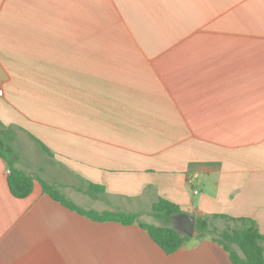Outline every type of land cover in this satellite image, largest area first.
I'll list each match as a JSON object with an SVG mask.
<instances>
[{
	"label": "crops",
	"instance_id": "obj_1",
	"mask_svg": "<svg viewBox=\"0 0 264 264\" xmlns=\"http://www.w3.org/2000/svg\"><path fill=\"white\" fill-rule=\"evenodd\" d=\"M0 89L14 166L79 206L150 222L161 197L264 235V0H0ZM7 170L0 264H232L213 235L166 253L37 179L14 197Z\"/></svg>",
	"mask_w": 264,
	"mask_h": 264
},
{
	"label": "trees",
	"instance_id": "obj_2",
	"mask_svg": "<svg viewBox=\"0 0 264 264\" xmlns=\"http://www.w3.org/2000/svg\"><path fill=\"white\" fill-rule=\"evenodd\" d=\"M30 136L47 150L40 140L32 135ZM13 139L14 136L9 127H3L0 130V157L4 159L9 169L7 184L14 197L24 198L28 196L33 189L35 179H37L42 186L43 192L48 194L53 200L94 221H115L122 224L138 222L148 232L152 240L166 253L176 251L184 243L192 239V237L181 233L174 227L173 216L182 212L178 205L161 197H158L152 203L153 217L161 221V224L139 221L138 214L135 212L123 210L97 211L92 208L79 206L67 198L55 184L35 177L14 166L17 153L12 143ZM102 192H104L103 186L89 183L88 193L90 195L96 196ZM218 218L227 222L225 226L220 227L215 224L214 221ZM205 234L213 235V239L222 245L225 251L228 252L232 264H264V254L261 245L264 235L259 231L255 220L252 218L232 217L225 214L199 216L196 218L194 236L201 238Z\"/></svg>",
	"mask_w": 264,
	"mask_h": 264
},
{
	"label": "water",
	"instance_id": "obj_3",
	"mask_svg": "<svg viewBox=\"0 0 264 264\" xmlns=\"http://www.w3.org/2000/svg\"><path fill=\"white\" fill-rule=\"evenodd\" d=\"M173 219L175 221L174 224L175 229L190 237L194 235L195 224H196V219L194 215L186 212H180L174 215Z\"/></svg>",
	"mask_w": 264,
	"mask_h": 264
},
{
	"label": "rangeland",
	"instance_id": "obj_4",
	"mask_svg": "<svg viewBox=\"0 0 264 264\" xmlns=\"http://www.w3.org/2000/svg\"><path fill=\"white\" fill-rule=\"evenodd\" d=\"M142 218H147L148 220L150 219V222H154L156 224H161V221H159L158 219H155L154 217L142 216ZM235 248L238 249L237 247H235ZM238 251H239V249H238Z\"/></svg>",
	"mask_w": 264,
	"mask_h": 264
},
{
	"label": "built area",
	"instance_id": "obj_5",
	"mask_svg": "<svg viewBox=\"0 0 264 264\" xmlns=\"http://www.w3.org/2000/svg\"><path fill=\"white\" fill-rule=\"evenodd\" d=\"M2 94V89H0V95ZM7 172H9V169L7 170ZM197 191L194 190V193H196Z\"/></svg>",
	"mask_w": 264,
	"mask_h": 264
}]
</instances>
